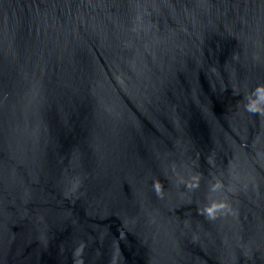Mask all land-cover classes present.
I'll return each mask as SVG.
<instances>
[{
    "label": "water",
    "instance_id": "obj_1",
    "mask_svg": "<svg viewBox=\"0 0 264 264\" xmlns=\"http://www.w3.org/2000/svg\"><path fill=\"white\" fill-rule=\"evenodd\" d=\"M258 88L264 0H0V264H264Z\"/></svg>",
    "mask_w": 264,
    "mask_h": 264
},
{
    "label": "clouds",
    "instance_id": "obj_2",
    "mask_svg": "<svg viewBox=\"0 0 264 264\" xmlns=\"http://www.w3.org/2000/svg\"><path fill=\"white\" fill-rule=\"evenodd\" d=\"M257 94L258 95V100L257 101H252L249 106H248V110L251 111V112H260L261 109L260 107L258 106V104L260 103H264V88H258L256 90ZM157 188L159 189V185H157ZM217 207H223V205H213V207L207 209V213L209 215V217H213L214 218V213L217 209Z\"/></svg>",
    "mask_w": 264,
    "mask_h": 264
}]
</instances>
